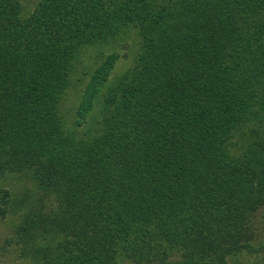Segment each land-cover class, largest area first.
<instances>
[{"label": "trees", "instance_id": "trees-1", "mask_svg": "<svg viewBox=\"0 0 264 264\" xmlns=\"http://www.w3.org/2000/svg\"><path fill=\"white\" fill-rule=\"evenodd\" d=\"M12 175L35 191L0 187V222L25 210L0 251L31 264H258L264 0H0Z\"/></svg>", "mask_w": 264, "mask_h": 264}, {"label": "rangeland", "instance_id": "rangeland-1", "mask_svg": "<svg viewBox=\"0 0 264 264\" xmlns=\"http://www.w3.org/2000/svg\"><path fill=\"white\" fill-rule=\"evenodd\" d=\"M20 3L23 6V10L25 14H29L33 11V9L37 6V4L41 0H19ZM134 34L127 36V43L121 45L122 47L119 49L120 58L118 61V66L115 69V74L120 73L125 67H128L132 61V51L137 50L134 42ZM128 56V57H127ZM92 57L83 60L84 65L86 66V69L90 68L91 65L94 66L95 62H90V59ZM80 68V65H79ZM95 68V67H94ZM82 76L80 75V70L78 72L73 74V89L69 92L67 99L69 107L73 110H75L76 106L78 105L80 101V78ZM90 75L87 77L89 78ZM86 79V83L88 82V79ZM72 110V111H73ZM0 187L8 188L13 192V194L16 197H21L23 193L26 192H34L35 191V185L26 177L20 176V175H12L8 176L0 181ZM25 213V210H22V212H15L11 217H8L6 220H3L0 222V238L3 237H10L12 235V231L15 227L14 225H18L21 221L22 215ZM13 247H7L4 250L0 251V264H31V261L24 260L17 254L16 251L12 249ZM250 261L253 263L258 264H264V250L261 251V253L251 256ZM129 264V263H127Z\"/></svg>", "mask_w": 264, "mask_h": 264}]
</instances>
